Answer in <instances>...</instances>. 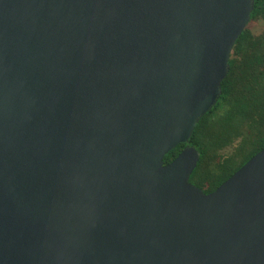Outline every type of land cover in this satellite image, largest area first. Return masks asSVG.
I'll return each instance as SVG.
<instances>
[{"label":"water","instance_id":"obj_1","mask_svg":"<svg viewBox=\"0 0 264 264\" xmlns=\"http://www.w3.org/2000/svg\"><path fill=\"white\" fill-rule=\"evenodd\" d=\"M255 0H0V264H264V148L217 189L186 145Z\"/></svg>","mask_w":264,"mask_h":264},{"label":"trees","instance_id":"obj_2","mask_svg":"<svg viewBox=\"0 0 264 264\" xmlns=\"http://www.w3.org/2000/svg\"><path fill=\"white\" fill-rule=\"evenodd\" d=\"M251 20H264V0H255ZM222 93L198 122L188 143H179L164 157L172 161L190 144L200 160L190 181L206 193L224 181L264 148V29L248 26L237 39ZM229 146L232 152L225 153Z\"/></svg>","mask_w":264,"mask_h":264},{"label":"rangeland","instance_id":"obj_3","mask_svg":"<svg viewBox=\"0 0 264 264\" xmlns=\"http://www.w3.org/2000/svg\"><path fill=\"white\" fill-rule=\"evenodd\" d=\"M248 27L252 29L255 33H260L264 29V20H251L248 24ZM233 147L229 146L224 150L225 153L232 152Z\"/></svg>","mask_w":264,"mask_h":264}]
</instances>
